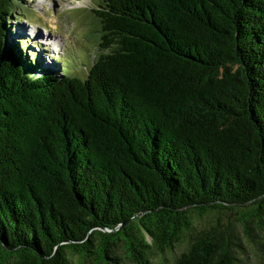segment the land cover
I'll return each mask as SVG.
<instances>
[{"label":"trees","instance_id":"16d2710c","mask_svg":"<svg viewBox=\"0 0 264 264\" xmlns=\"http://www.w3.org/2000/svg\"><path fill=\"white\" fill-rule=\"evenodd\" d=\"M96 1L79 77L6 45L0 0V264H153L180 245L173 264H242L231 224L193 220L250 206L253 240L264 215V0Z\"/></svg>","mask_w":264,"mask_h":264},{"label":"rangeland","instance_id":"374dc122","mask_svg":"<svg viewBox=\"0 0 264 264\" xmlns=\"http://www.w3.org/2000/svg\"><path fill=\"white\" fill-rule=\"evenodd\" d=\"M96 2V0H13L17 15L10 21L13 35L7 40L6 45L10 41L13 43L19 38L24 39L23 41L28 43L29 52L39 54V60L47 66L45 68L61 71L63 67H71L72 72L77 70L74 72L76 76L84 77L87 66L82 65L88 63V60L93 61L98 47L99 33L93 13L98 5ZM35 32L42 40L35 37L33 34ZM249 210L252 211V207L247 206L239 212L235 210L207 214L203 218L193 220L194 229L199 231L216 223H220L222 227L231 224L241 248L237 253L239 260L242 264H261L264 262V215L261 216L260 224L256 225L253 221V240H250L244 233L241 221V217L250 214ZM183 248V245H180L164 256H157L153 264H173Z\"/></svg>","mask_w":264,"mask_h":264},{"label":"bare ground","instance_id":"6f19581e","mask_svg":"<svg viewBox=\"0 0 264 264\" xmlns=\"http://www.w3.org/2000/svg\"><path fill=\"white\" fill-rule=\"evenodd\" d=\"M25 32V31H23ZM26 33V32H25ZM20 34V33H19ZM35 35L36 38H39V40L41 39L42 40V37L38 36V34L35 32L33 33ZM21 35V34H20ZM30 35H32V33H30ZM33 36V35H32ZM45 41V40H44ZM42 50V48H40Z\"/></svg>","mask_w":264,"mask_h":264}]
</instances>
